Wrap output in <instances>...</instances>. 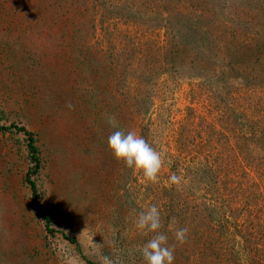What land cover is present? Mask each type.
Masks as SVG:
<instances>
[{"label": "rangeland", "instance_id": "rangeland-1", "mask_svg": "<svg viewBox=\"0 0 264 264\" xmlns=\"http://www.w3.org/2000/svg\"><path fill=\"white\" fill-rule=\"evenodd\" d=\"M263 39L264 0H0V124L35 138L52 229L25 136L0 130V264H145L154 233L135 220L152 205L173 264H264V177L242 159L264 153V90L243 79ZM109 115L163 150L155 183L114 158Z\"/></svg>", "mask_w": 264, "mask_h": 264}, {"label": "clouds", "instance_id": "clouds-1", "mask_svg": "<svg viewBox=\"0 0 264 264\" xmlns=\"http://www.w3.org/2000/svg\"><path fill=\"white\" fill-rule=\"evenodd\" d=\"M71 107V105H68ZM108 124L118 129L107 138V146L117 161L123 162L126 167L140 170L146 180L155 183L163 166V150L157 151L142 136L135 131L125 133L119 130L114 116H107ZM173 184H179L180 177L173 174L170 177ZM175 224V220L172 221ZM135 227L145 233H154L140 249L145 264H173L174 246H168V236L159 231L162 227L160 211L156 205L142 211L135 220ZM188 229L179 228L174 231L175 240L179 244L187 241ZM102 264H113V261L104 256Z\"/></svg>", "mask_w": 264, "mask_h": 264}, {"label": "trees", "instance_id": "trees-1", "mask_svg": "<svg viewBox=\"0 0 264 264\" xmlns=\"http://www.w3.org/2000/svg\"><path fill=\"white\" fill-rule=\"evenodd\" d=\"M164 3H167L169 0H162ZM264 43L263 41H259L257 45L260 43ZM264 48V47H263ZM176 52V51H175ZM174 49H172L173 56L175 57ZM261 55L256 54V59L258 60L257 69L252 68L255 73H257L256 76H251L249 81V76L243 77L245 81H247V84L249 83L250 86L258 87L261 90H264V56L263 59L260 58ZM257 80V82H256ZM243 116L244 115L243 113ZM258 116L255 120L256 123H251V131L250 134L251 137L258 133V139L260 143L264 141V113L262 115L257 114ZM262 118V119H261ZM249 125V124H248ZM0 130L1 131H10L14 130L16 132H20L25 136L26 142H27V148L29 152V156L32 162V167L29 169V171L26 174L25 181L28 183L30 190H31V199L36 203L37 208L41 214V217L45 221L46 227L51 232L52 229L49 228V219L46 216L41 204L36 201L38 190L35 181L31 178V175L36 173L40 166V159L38 156V148L35 143V138L31 131H29L26 127L16 124H10V125H1L0 124ZM264 150V149H263ZM242 159L245 162V165H247L250 169L254 170L256 172V175H259L260 177H264V153H248L247 155H244L242 153ZM263 196V193L260 192L259 197ZM259 236L260 238H257ZM71 242H74L72 239H69ZM251 243L255 245L254 249L251 247ZM257 245V246H256ZM260 245V247H258ZM259 248L264 249V219L260 218L255 221H250L249 223V253H253L252 256V262H256L260 260V254L264 252V250H260ZM264 258V257H263ZM86 262L88 264H96L93 261H90L86 259ZM257 264V263H256Z\"/></svg>", "mask_w": 264, "mask_h": 264}]
</instances>
